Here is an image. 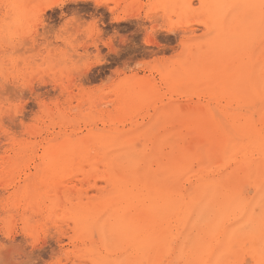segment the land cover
Returning <instances> with one entry per match:
<instances>
[{"label":"rangeland","instance_id":"1","mask_svg":"<svg viewBox=\"0 0 264 264\" xmlns=\"http://www.w3.org/2000/svg\"><path fill=\"white\" fill-rule=\"evenodd\" d=\"M217 1L224 2L0 0V264H89L85 251L81 248L82 240H78L80 237L75 234V219L76 214L81 212V206L89 202L88 197L96 200L106 188L105 183L97 176H88L93 177L92 179L79 176L72 184L67 180L61 182V179L58 182L35 183L31 186L25 182L28 176L36 177L44 169L43 164L47 161L44 146L61 127L66 128L67 132L74 128L81 129V136L88 133L89 127L103 128L101 115L113 110L119 96L116 92L119 91V94L125 90L126 85H129L127 88L134 87L138 80L159 81L156 68L179 63L181 60L188 59V63L213 68L221 59L219 55L236 56L239 53L243 58L241 68L245 69L243 77L245 74L248 75L246 79L258 76L260 65L264 61V30L256 27L257 12L251 8L247 11V6L239 0L235 3L230 0L227 5L225 2L219 12L214 10L219 5ZM208 6L210 9L213 6V11ZM216 16L220 18L217 19ZM222 19L227 25L217 22ZM209 20L213 23L210 26ZM253 30L257 35H252ZM228 37L232 38L227 40ZM232 48L233 50H229ZM206 51L210 52L207 54ZM244 81L246 80L243 79ZM261 87L264 93V86ZM196 97L184 100L177 95L173 99L175 107L177 106L173 113L153 124H150L148 118L143 122L145 126L148 122L150 124L147 132L135 135V150L125 152L119 159L123 175L130 176L137 163L145 164V169L149 172H156L176 161L184 151L196 154L201 150L203 138L190 131V125L198 121L197 116L201 115L202 110L201 104H198L202 101ZM112 99H116L113 104ZM179 101L185 102L179 105ZM92 102H96V105ZM82 103L84 105L81 107ZM184 104L190 108H196L195 104L200 105L198 108L201 110L196 108L192 112L193 108L188 110ZM75 106H79V110ZM72 107L77 110L71 111ZM91 108L94 109L93 112ZM179 109H184L185 112L183 110L182 113ZM179 114L181 121L178 119ZM173 116L175 120L178 119L175 123ZM36 129L40 131L37 132ZM25 143L36 147L35 151L28 152L30 162L14 166L13 162L20 154L18 148L26 147ZM217 152L218 148H215L213 163L221 160ZM232 166L225 169L227 171H222L226 172V180L222 182L221 189L239 187L246 195L251 192L253 196L254 190L245 180V174L239 170L233 171L235 168ZM261 171V168L256 169L255 176H259ZM87 172L91 173L90 170ZM183 182L163 178L158 180L162 185L166 184L171 188L175 186L179 190L187 186ZM28 187H36V191L29 193L31 190ZM250 187L252 191H249ZM257 215L256 212L254 218ZM210 218V215H206L196 221L184 240L177 244L180 247L179 255L183 257L179 260H183L176 261L175 264L193 263L187 257L206 236L203 228ZM110 220L108 222L111 223L114 219ZM94 236L97 239V234ZM106 241L107 248L109 246L112 252L110 253L114 254L112 256L118 257L116 260L123 259L125 263L128 255L125 257L127 252L124 246L128 242L118 233L110 239L108 237ZM121 244L124 252L118 250Z\"/></svg>","mask_w":264,"mask_h":264},{"label":"bare ground","instance_id":"2","mask_svg":"<svg viewBox=\"0 0 264 264\" xmlns=\"http://www.w3.org/2000/svg\"><path fill=\"white\" fill-rule=\"evenodd\" d=\"M229 1L224 0L223 3L217 1L219 5L214 10L220 12L223 4L225 5L226 2L227 5ZM239 1L247 6V11L251 8L257 12L256 27L264 30V0ZM212 7L211 9L209 7V10L213 11ZM244 8L242 11L245 10ZM218 17L220 18L216 16L217 19ZM210 20L209 26L212 22ZM223 20L217 22H224L227 25ZM222 30H225L224 27ZM254 33L253 30L252 35H257ZM229 38L232 37H228L227 40ZM219 56L221 59L213 68L199 66L198 63H188V59L181 60L179 63L172 62V65L156 68L160 77L158 82L142 79V81L138 80L135 86L131 85L134 87L129 88H127L129 85L125 84L126 89L119 94L118 87V92L115 91V94L119 96L114 97L117 100L112 99L111 102L113 104V100L115 101L113 110L101 115L100 122L103 128L89 127V131L86 130L88 133L81 136V129L74 128L71 132H67L66 128L60 126L61 130L44 146L46 164H43L44 169L36 177L26 178L25 182L29 186L35 183L58 182L59 179L61 182L67 180L72 184L79 176L84 178L97 176L96 178L105 183L106 188L96 200H90L88 197L89 202L81 206V212L76 214L75 219V234L80 237L78 240H82L81 248L85 251L89 264H175L176 261L183 260H179L183 257L179 255L180 247L177 244L184 240L195 222L206 215L211 216V220L203 228L206 236L187 257L192 259V264H249V261L251 264H264V93L261 91V86H264V61L260 65L258 76L246 79L247 74L243 77L245 69L241 68L243 58L239 53L236 56L233 54ZM243 79L247 82H243ZM177 95L184 100L197 96L196 98L202 101L196 102L201 104L203 113L201 108H198L200 105L195 104L197 106L195 107L201 110V115L198 117L195 114L198 121L190 125V131L204 139L201 150L196 154L184 151L176 161L156 172H149L145 169V164L137 163L130 176L123 175L120 170L122 164L119 161L121 155L135 150L134 141H137L135 135L145 134L148 125L174 112L177 106L175 107L173 99ZM81 101L83 102L84 99ZM78 102L80 103V100ZM179 102V105H182L181 103L185 101ZM84 103L80 104L81 107ZM94 103L96 105V102ZM78 107L76 108L79 110ZM76 108L72 107L71 111L77 110ZM93 108H91L92 112ZM188 108L191 110L187 106ZM196 108H193L192 112L194 109L196 111ZM187 109L186 112L189 110ZM82 112L87 115L84 110ZM176 116L178 115H175V118L179 117L180 120V114ZM80 117L83 119V116ZM147 118L150 124L148 122L145 126L143 122ZM175 118L173 116L174 123L178 120ZM31 133L34 134L32 131ZM34 148L36 147L28 144L26 147L18 148L20 154L17 152L19 156L13 165L30 162L28 152L35 151ZM215 148L216 150L218 148V157L221 159L218 160L221 161L219 164L218 161L212 162ZM7 161L6 163L9 164V160ZM216 163L218 165H215ZM231 165L235 168L233 171L239 170L245 174V180L254 190L253 196L251 192L246 195L239 187L221 189L222 182L226 180L224 178L226 172L222 173V171ZM87 168L91 173L87 172L89 171ZM258 168H261V174L255 176V170ZM64 176L67 177L64 179ZM159 178L184 181L187 186L181 190L174 188L175 186L171 188L164 184L166 182L163 183L164 185L158 183ZM28 188L31 190L29 193L36 191V187ZM250 189L251 187L249 191H252ZM256 212L258 215L254 218ZM110 219H114L113 222H108ZM117 233L128 242V245L124 246L127 252L125 257L128 255L126 261L124 257L125 263L123 259L116 260L118 257L114 258L109 246L108 248L106 246L108 237L110 239L117 236ZM94 234H97V239ZM121 247L122 244L118 250L121 249L122 252L124 248Z\"/></svg>","mask_w":264,"mask_h":264}]
</instances>
